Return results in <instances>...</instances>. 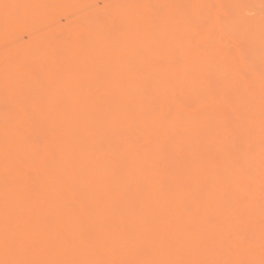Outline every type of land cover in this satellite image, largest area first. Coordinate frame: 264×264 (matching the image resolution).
Segmentation results:
<instances>
[{"label":"bare ground","instance_id":"6f19581e","mask_svg":"<svg viewBox=\"0 0 264 264\" xmlns=\"http://www.w3.org/2000/svg\"><path fill=\"white\" fill-rule=\"evenodd\" d=\"M262 259L264 0H0V261Z\"/></svg>","mask_w":264,"mask_h":264},{"label":"snow or ice","instance_id":"6c2138e0","mask_svg":"<svg viewBox=\"0 0 264 264\" xmlns=\"http://www.w3.org/2000/svg\"><path fill=\"white\" fill-rule=\"evenodd\" d=\"M9 7L5 5V8ZM0 264H39V262L35 261H24V260H6L0 261ZM44 264H50V262H44ZM54 264V262H51ZM152 264H185V262H176V261H166V262H152ZM260 264H264V259L260 261Z\"/></svg>","mask_w":264,"mask_h":264}]
</instances>
